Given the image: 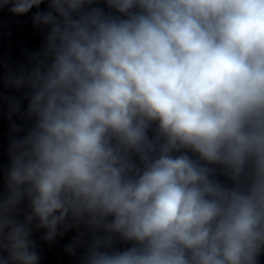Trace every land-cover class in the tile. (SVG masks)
<instances>
[{"label":"clouds","instance_id":"9594fccd","mask_svg":"<svg viewBox=\"0 0 264 264\" xmlns=\"http://www.w3.org/2000/svg\"><path fill=\"white\" fill-rule=\"evenodd\" d=\"M38 51L4 86L0 264H262L264 0H0ZM26 101V107L23 102ZM24 132V135L19 133Z\"/></svg>","mask_w":264,"mask_h":264},{"label":"water","instance_id":"95a60500","mask_svg":"<svg viewBox=\"0 0 264 264\" xmlns=\"http://www.w3.org/2000/svg\"><path fill=\"white\" fill-rule=\"evenodd\" d=\"M45 8L46 5H41L40 9L34 8L32 12L23 16L14 15L7 8L0 10V98L9 96L22 98V91L18 92L4 86L3 77L9 70L15 72L26 66L29 63V55L39 50L43 33L33 27L31 17L33 12L44 11ZM23 107H26V101L23 102ZM13 121L21 127H26L28 124L26 119L19 116H13L12 121H9L7 102L0 99V166L8 163L7 150L11 138L10 125ZM19 135H24V132ZM42 235V230L34 234L41 255L40 264H79V250L76 257H70L64 252V246L70 242L75 235L74 232L58 237L52 243L43 241Z\"/></svg>","mask_w":264,"mask_h":264}]
</instances>
